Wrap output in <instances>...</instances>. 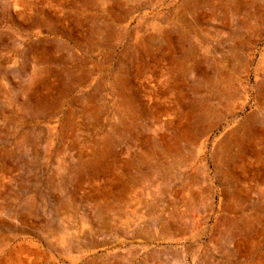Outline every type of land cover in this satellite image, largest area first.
Listing matches in <instances>:
<instances>
[{"label": "rangeland", "instance_id": "rangeland-1", "mask_svg": "<svg viewBox=\"0 0 264 264\" xmlns=\"http://www.w3.org/2000/svg\"><path fill=\"white\" fill-rule=\"evenodd\" d=\"M0 264H264V0H0Z\"/></svg>", "mask_w": 264, "mask_h": 264}]
</instances>
